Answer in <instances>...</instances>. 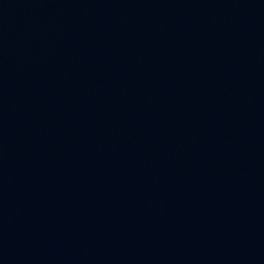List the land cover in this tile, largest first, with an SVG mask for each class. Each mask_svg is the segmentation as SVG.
I'll list each match as a JSON object with an SVG mask.
<instances>
[{
	"label": "water",
	"instance_id": "95a60500",
	"mask_svg": "<svg viewBox=\"0 0 264 264\" xmlns=\"http://www.w3.org/2000/svg\"><path fill=\"white\" fill-rule=\"evenodd\" d=\"M0 264H264V0H0Z\"/></svg>",
	"mask_w": 264,
	"mask_h": 264
}]
</instances>
